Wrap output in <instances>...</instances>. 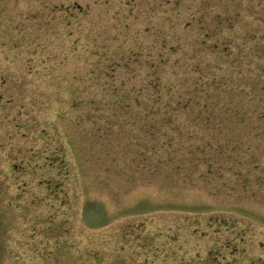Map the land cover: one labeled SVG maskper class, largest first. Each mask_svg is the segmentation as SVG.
<instances>
[{
    "label": "rangeland",
    "instance_id": "1",
    "mask_svg": "<svg viewBox=\"0 0 264 264\" xmlns=\"http://www.w3.org/2000/svg\"><path fill=\"white\" fill-rule=\"evenodd\" d=\"M0 264H264V0H0Z\"/></svg>",
    "mask_w": 264,
    "mask_h": 264
},
{
    "label": "trees",
    "instance_id": "2",
    "mask_svg": "<svg viewBox=\"0 0 264 264\" xmlns=\"http://www.w3.org/2000/svg\"><path fill=\"white\" fill-rule=\"evenodd\" d=\"M160 61H162L161 59H160ZM161 81V79L159 80V82ZM158 92H159V96H158V98H161L162 97V93H160V90H158Z\"/></svg>",
    "mask_w": 264,
    "mask_h": 264
}]
</instances>
